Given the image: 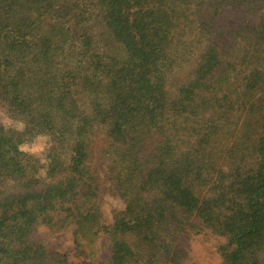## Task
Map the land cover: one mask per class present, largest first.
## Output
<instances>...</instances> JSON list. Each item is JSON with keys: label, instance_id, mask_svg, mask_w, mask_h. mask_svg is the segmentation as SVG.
I'll use <instances>...</instances> for the list:
<instances>
[{"label": "trees", "instance_id": "trees-1", "mask_svg": "<svg viewBox=\"0 0 264 264\" xmlns=\"http://www.w3.org/2000/svg\"><path fill=\"white\" fill-rule=\"evenodd\" d=\"M0 101L23 124L0 121V264H68L40 227L80 254L105 234L88 264H182L199 228L225 238L221 264H264V0H0ZM235 101L258 116L253 160L220 140ZM31 134L61 159L32 161Z\"/></svg>", "mask_w": 264, "mask_h": 264}, {"label": "rangeland", "instance_id": "rangeland-1", "mask_svg": "<svg viewBox=\"0 0 264 264\" xmlns=\"http://www.w3.org/2000/svg\"><path fill=\"white\" fill-rule=\"evenodd\" d=\"M246 20V22H254L256 20V15L251 12H243L240 15L238 21ZM21 23L22 26L26 27V22H21L20 20L15 23ZM25 25V26H24ZM42 25L37 23L36 26L31 29L33 32H38L42 30ZM71 42V41H70ZM69 42V45H71ZM65 55L61 57L60 61L63 66L68 65V59L70 60V54L68 52L64 53ZM220 72V71H219ZM225 72V71H224ZM226 73V72H225ZM224 73V74H225ZM229 79L231 80V75ZM212 80V78L210 79ZM234 108V107H233ZM238 109H240L239 104L235 101V108L233 109L230 122L228 123L227 129L224 130V133L228 135L222 136L221 142L227 145L232 144L233 142H238L243 145L245 154L248 155L249 160H253L256 155V142L259 136V124L258 116L253 114H240ZM259 114V113H257ZM19 113H13L9 110L8 105L0 101V121L6 127H11L13 129L18 128L22 123L21 120H17ZM262 116V115H261ZM6 121H11V123H6ZM29 139L26 142L20 144V149L26 153L32 154V161L38 159L39 163L45 164L50 161V158L56 160L61 159L59 152H63L64 148H60L59 144L55 142V139L52 138V135H29ZM241 141H244L241 142ZM23 146V147H22ZM159 150V145L157 142L148 143L144 145L142 149V154L146 155L148 153L155 154ZM49 158V159H48ZM222 158H217L219 165L226 170L228 165L226 163L222 164ZM218 165V166H219ZM217 166V168H218ZM106 177L103 176L102 180L104 182L105 189L100 193L98 200L101 202V209L103 214L106 217V221H110L113 213L116 210L122 209L124 202L122 199L113 196L108 188V181L105 180ZM35 239H42L45 242H48L51 246L56 248L57 251L63 253L67 259L68 264H88L93 263L95 260H107L110 256V244L109 240L106 238L105 234H99L95 238V241L91 243L90 246L85 247L84 242L82 248L87 250L86 254H80L76 251L75 243L73 241V236L71 232H63L57 236L53 235L46 228L40 227L37 231ZM225 241V238L208 231L207 229L199 228L190 229L188 234H183L180 236V248L184 251V256L182 258V264H221L222 257L219 253V246ZM148 260V258H144ZM141 261L140 264H144ZM139 264V263H137Z\"/></svg>", "mask_w": 264, "mask_h": 264}, {"label": "clouds", "instance_id": "clouds-1", "mask_svg": "<svg viewBox=\"0 0 264 264\" xmlns=\"http://www.w3.org/2000/svg\"><path fill=\"white\" fill-rule=\"evenodd\" d=\"M6 123H11V121H6ZM22 128H23V124L21 123L20 125H19V130H22ZM23 147V146H22Z\"/></svg>", "mask_w": 264, "mask_h": 264}]
</instances>
